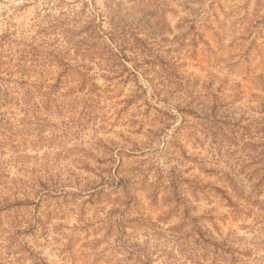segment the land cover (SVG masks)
<instances>
[{
    "label": "trees",
    "instance_id": "16d2710c",
    "mask_svg": "<svg viewBox=\"0 0 264 264\" xmlns=\"http://www.w3.org/2000/svg\"><path fill=\"white\" fill-rule=\"evenodd\" d=\"M128 2V9L156 7L155 0ZM43 3L28 22H13V9L0 26V264H77L74 231L96 224L107 245L85 264H264V0L250 18L243 14L244 30L232 32L227 44L214 33L210 62L218 71L200 85L158 74L157 67L175 61L120 17L122 0H109L104 9L95 0ZM216 3L192 12L171 49L187 37L193 48L204 43L202 28L211 17L218 22ZM166 81L176 85L169 96ZM160 102L162 110L154 106ZM129 106L144 114L151 108L175 116L176 110L180 120L166 136L169 145L209 144L210 159L199 164L213 180L183 177L170 167L159 185L147 182L153 195L157 186L168 188L180 217L173 225L130 212L137 184L146 179L123 173L124 147L101 146L98 133L123 119ZM88 135L96 139L86 148ZM84 197L108 206L101 220L56 232L60 224L49 225L50 215ZM200 198H216L226 211L198 212ZM50 232L57 261L46 252Z\"/></svg>",
    "mask_w": 264,
    "mask_h": 264
},
{
    "label": "rangeland",
    "instance_id": "374dc122",
    "mask_svg": "<svg viewBox=\"0 0 264 264\" xmlns=\"http://www.w3.org/2000/svg\"><path fill=\"white\" fill-rule=\"evenodd\" d=\"M47 0H0V26L4 23V15L12 13L16 9L13 16V22L17 24H24L35 15V12L40 9ZM74 1V0H66ZM96 4L104 9V5L109 3V0H95ZM149 1V0H144ZM153 1V0H152ZM210 0H155L156 7L151 9L147 5H140L139 8L128 9L126 8L130 2L122 0V10L120 17L131 23L137 25L145 36L148 37L150 43H159L162 48L164 57H167L170 63H174L171 68H156L160 76L166 77L169 73H173L180 79H189L191 82H198L200 85L203 82L210 80V74H215L217 68H212V52L211 48H216V39L214 33L222 35L225 39L224 44L228 43L229 35L234 32L238 36L245 28V22L241 17L244 13L247 18H250L254 9L258 7L259 0H216L214 11L217 15L218 22L210 18V24L207 29L202 28L204 35V43L196 42V47L191 46L190 37L184 39L183 46L177 47L175 50L171 49L170 42L176 43L182 34L188 29V21L192 18V12L205 9ZM162 2L167 4V8H159ZM76 5H79L78 3ZM166 7V6H165ZM162 9V12H160ZM162 18L163 22H159ZM165 20V23H164ZM167 39L164 42L160 40ZM198 41V38L196 39ZM261 39H258V42ZM245 43V42H244ZM166 49H171L169 53H165ZM237 50V49H236ZM228 48H225L221 55H228ZM173 60H171V59ZM178 65V66H177ZM177 67V68H176ZM219 77L225 76V70L217 73ZM228 81H231L234 76H226ZM142 78H140V81ZM165 92L169 96L170 92H176V85L172 81L164 82ZM173 84V85H172ZM128 85L123 88L126 92ZM164 93V91H162ZM157 109L162 110L164 104H154ZM121 107V105L119 106ZM171 111V110H170ZM175 116L162 114L154 109H149L147 113H143V108L127 107L124 111L123 119H118L112 127L106 125L105 128L98 133V137L102 138L101 146L123 148L128 154L124 156L122 171L126 175L140 176L145 180L143 184H137V192L134 195V205L131 213H142L152 221H158L165 226L173 225L179 221V216L171 210V203L174 201L169 200L168 188L164 186H157L154 191L147 182L159 183L165 177L170 167H176V170L183 177L194 178L203 183L213 180L212 175L203 172V166L199 164V159L209 160L211 152L208 151V142L204 145H193L191 141L185 142L182 140L181 147H174L166 142V136L174 132V128L178 125L180 116L176 110H172ZM169 112V111H168ZM171 113V112H169ZM195 124L194 120L189 119ZM96 138H90V135L84 137V145L86 148L92 147V143ZM104 144V145H103ZM102 153V147H100ZM183 151V152H182ZM42 151L39 155H42ZM101 155V154H99ZM209 167V165H207ZM73 169V166L70 167ZM80 176L85 175V171H79ZM162 172V174H161ZM146 176L147 178H144ZM161 178V179H158ZM161 183V182H160ZM159 185V184H158ZM87 198L79 199L63 206V212L56 215L51 214L49 225L56 224L59 228L55 231H60L62 234L71 232L73 226L77 228L86 222H99L103 217L104 211L108 206L102 208L99 204H91L85 201ZM194 204L197 206V211L202 212L213 207L217 211H226L223 202L218 199H211L209 202L200 198ZM100 206V207H99ZM103 210V211H102ZM81 217V219H80ZM250 221V220H249ZM97 224L95 228H88V230L74 231L79 240H74V253L77 264H85L86 260L92 258L93 251L101 249L107 245L101 235L104 230H98ZM232 228H236L237 224L233 223ZM98 230V231H97ZM240 233L243 230L239 229ZM95 232V233H93ZM87 234V235H86ZM56 234L49 233V241L46 252L49 253V258L57 261L59 258L56 256L54 250L50 248L55 246L52 238ZM86 236V237H85ZM59 237V236H58ZM111 239V238H110ZM63 240V239H62ZM109 240V239H108ZM64 242V241H63Z\"/></svg>",
    "mask_w": 264,
    "mask_h": 264
}]
</instances>
